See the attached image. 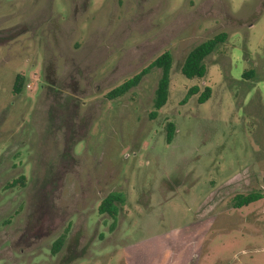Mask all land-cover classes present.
Here are the masks:
<instances>
[{
	"label": "rangeland",
	"instance_id": "374dc122",
	"mask_svg": "<svg viewBox=\"0 0 264 264\" xmlns=\"http://www.w3.org/2000/svg\"><path fill=\"white\" fill-rule=\"evenodd\" d=\"M166 50L155 118L160 69L107 98ZM195 85L211 98L184 102ZM263 177L264 0H0V264H264V198L233 207ZM115 191L116 220L98 210Z\"/></svg>",
	"mask_w": 264,
	"mask_h": 264
},
{
	"label": "trees",
	"instance_id": "16d2710c",
	"mask_svg": "<svg viewBox=\"0 0 264 264\" xmlns=\"http://www.w3.org/2000/svg\"><path fill=\"white\" fill-rule=\"evenodd\" d=\"M229 38V34L226 31L219 32L211 38H208L201 43L197 44L187 53L185 60L182 64L181 71L184 76L189 79L197 78L202 79L207 74V64L205 62L206 58L212 53L216 52L219 47L224 44ZM173 54L170 50L164 51L155 60H153L148 66L143 68L140 72L135 74L130 79L124 81L111 91L107 93V98L112 100L122 97L132 89L136 88L142 80L150 74L154 69H160L161 74L157 83L154 97V110L150 114L152 118H155L161 108H163L169 98L170 83H171V70L173 66ZM244 77H252L253 71H245L243 73ZM27 77L23 73H18L15 77L13 84V94H21L25 88ZM213 88L211 86H206L203 90L198 85L190 88L185 95L184 102H186L192 95L198 94V103L202 104L208 101L212 96ZM167 134L166 141L171 143L175 131L176 125L174 122H169L167 124ZM24 177H20L18 180L23 181ZM17 182V180H15ZM264 198V177H263V188L259 190H254L246 194H237L233 198V207L242 208L248 206L256 201ZM125 196L122 192H110L100 203L99 213L107 214L114 220L117 219L119 214L120 205L124 204ZM66 240V235L63 234L58 237L52 247V252H58L64 245Z\"/></svg>",
	"mask_w": 264,
	"mask_h": 264
}]
</instances>
